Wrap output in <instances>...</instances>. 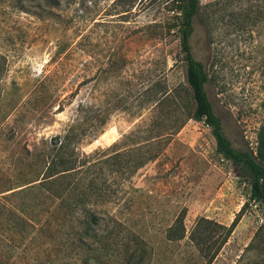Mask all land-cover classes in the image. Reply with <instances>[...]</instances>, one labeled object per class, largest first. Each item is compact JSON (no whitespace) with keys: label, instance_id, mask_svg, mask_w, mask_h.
I'll return each mask as SVG.
<instances>
[{"label":"rangeland","instance_id":"obj_1","mask_svg":"<svg viewBox=\"0 0 264 264\" xmlns=\"http://www.w3.org/2000/svg\"><path fill=\"white\" fill-rule=\"evenodd\" d=\"M177 6L0 0V264H264V207L211 129L160 136L190 92ZM201 6L191 44L210 101L233 146L256 150L264 0ZM62 157L75 169L46 179Z\"/></svg>","mask_w":264,"mask_h":264},{"label":"trees","instance_id":"obj_2","mask_svg":"<svg viewBox=\"0 0 264 264\" xmlns=\"http://www.w3.org/2000/svg\"><path fill=\"white\" fill-rule=\"evenodd\" d=\"M202 10L201 0H178V6L176 7L178 16L172 28L176 29L179 33L180 53L182 61L187 65L186 82L190 92L188 93L187 90H181L184 92V112H180L179 117L181 118H179V123L171 129L170 132L160 136H173L182 129L189 120H195L206 124L211 129V133L216 141L217 152L234 166L237 176L249 184L251 190L250 200L264 207V120L257 135L259 137L256 150H253L249 146L240 149L233 146L225 132L222 119L215 112L206 89V86L210 82V75L205 65L193 55L191 38L196 30V19L199 18ZM261 14L263 15L264 11H262ZM112 69L116 70V64ZM169 97L171 98V94ZM261 107L264 111V100ZM106 124L107 122L103 121L95 126L94 130L98 127L103 128ZM86 131L87 128L84 132ZM66 148L67 145L64 144L62 150ZM64 154H66V150ZM159 154L160 153L150 156H140L135 163V168L139 170L148 162L156 160ZM75 165L76 162L70 157H62L59 164L56 163V166H53V163L50 164L45 178L51 179L59 173L71 172L75 169ZM58 166L64 168L59 171ZM89 221L91 225L99 224V219L96 214L90 215ZM204 221L208 222L206 219ZM224 229L228 231L229 235L233 230ZM183 236L184 233L181 235L176 234L173 228L167 234L169 240H180Z\"/></svg>","mask_w":264,"mask_h":264}]
</instances>
